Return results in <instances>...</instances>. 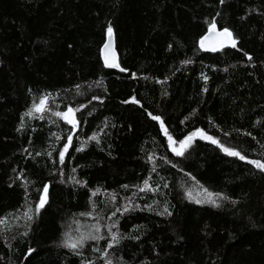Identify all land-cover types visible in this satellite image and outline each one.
I'll use <instances>...</instances> for the list:
<instances>
[{
	"label": "trees",
	"instance_id": "obj_1",
	"mask_svg": "<svg viewBox=\"0 0 264 264\" xmlns=\"http://www.w3.org/2000/svg\"><path fill=\"white\" fill-rule=\"evenodd\" d=\"M209 24L235 46L202 50ZM69 108L75 131L53 114ZM196 129L245 160L199 136L169 150ZM247 160L264 163V0H0V264H264V172ZM75 220L101 236L78 255L60 246Z\"/></svg>",
	"mask_w": 264,
	"mask_h": 264
},
{
	"label": "snow or ice",
	"instance_id": "obj_2",
	"mask_svg": "<svg viewBox=\"0 0 264 264\" xmlns=\"http://www.w3.org/2000/svg\"><path fill=\"white\" fill-rule=\"evenodd\" d=\"M221 3H223V0H220ZM107 34L108 36H111L112 34V28L108 27L107 28ZM210 38H213V42L206 45L205 41H208ZM226 44H230L232 46H235V42L232 39V33L228 29H223L220 32H216V26L215 24H209L208 26V34L205 36H202L200 41H199V46L202 50H208L211 52L217 51L219 48H223ZM107 43L105 44V47H107ZM248 59H251V57H248ZM104 67L105 68H117L118 65L116 64L114 59H110L109 57H104ZM120 71H126L125 69L121 68ZM159 82V81H158ZM48 100L47 96L42 95L38 101V103L33 104L31 109L27 112L24 113L25 116H32V112H42L45 111V105ZM127 103V101H125ZM132 103H136L135 100H132ZM82 107V106H81ZM73 109L69 108L67 112H55L53 113L55 116L61 117L64 119L65 123L71 124L72 128L71 131H75L76 127V122L74 119L71 118V114L73 113ZM152 120L154 121H159L158 116H152ZM162 129L163 126L161 125ZM199 136L201 139L207 140L210 143L216 145L218 148H220V151L223 152L227 156L231 157H236L240 160H245V157L243 155H240L239 152L234 151L230 148L223 147L221 146L217 140L212 138L211 136H206L203 132H201L200 129H196L194 132L190 133L188 136H186L183 140L179 141L181 147L179 149L173 147L174 141L172 140L171 136H168V147L169 150L173 152L174 155L176 156H181L183 153V150L191 143L193 138ZM59 139V137H56ZM68 140H72V136H68ZM89 140H95V136L89 137ZM69 144L65 143L63 148L59 150V159L61 163L64 162V157H65V152L68 150ZM77 152L82 151V147H79L76 149ZM167 162V161H166ZM248 164L254 166L256 169H258L260 172H264V163H261L259 160H247L246 161ZM173 167H175V164H173ZM74 171V170H73ZM19 179V177H17ZM23 183V182H22ZM81 187L84 186L83 182H78ZM122 187L127 188V185H123ZM167 187V185H165ZM155 191V189H149L148 187V182L147 180L144 181V187L139 189V191ZM201 191H204L201 189ZM47 192H48V185L44 184L43 185V191L39 195V201L35 204V212H39L42 207H44V204L46 203V198H47ZM111 195V194H110ZM186 196L189 195V193H185ZM206 201L205 200H196V203H204L208 202L213 205V207L217 206L216 202L213 200V194L212 193H206ZM219 196V194H216ZM90 200V206H91V196L89 197ZM234 203V202H233ZM130 207V205H129ZM150 207V206H149ZM124 211H127V208H124ZM164 212H167V208L164 209ZM158 215L161 213H157ZM170 215V213H168ZM81 216H87L89 219H95V217L92 216L91 212H82L80 213ZM25 216L27 217L28 220L32 219V214L30 211L25 212ZM74 223L76 224L75 232L77 233L76 236H72L69 234V232H64V239L61 241L60 246L67 248L68 250L72 251L74 255L79 254V250L84 248L85 241H99L101 239L100 234V225L98 223L96 224H90L87 226H82L80 224L79 220H75ZM4 224V218L0 217V225ZM84 227L85 231H81V228ZM110 227L114 228L115 224L113 223ZM111 241H114L115 243H119V239L117 238V235L115 233H109ZM113 245L110 242L108 244V247L104 248L103 251L107 252L108 248H111ZM29 252L33 251L32 249L28 250ZM93 252L96 251L95 248L92 249ZM101 259L104 260V264H112V261L108 258H104L101 256ZM81 264H85L84 261H81ZM88 264H91V261L88 262Z\"/></svg>",
	"mask_w": 264,
	"mask_h": 264
},
{
	"label": "water",
	"instance_id": "obj_3",
	"mask_svg": "<svg viewBox=\"0 0 264 264\" xmlns=\"http://www.w3.org/2000/svg\"><path fill=\"white\" fill-rule=\"evenodd\" d=\"M216 32H220V30L216 29ZM206 34H208V32H206L203 36H205ZM212 42H213V38H210L208 41H205V44L208 45ZM106 43L108 45L107 47H105ZM228 45H230V44H226L225 46H228ZM219 49H222V48H219ZM206 51H208V50H206ZM100 53H101V61H102L103 66H104V57H109L110 59H114L116 64L118 65V55L115 52V40L113 39V33L111 34V36H108V34L106 35L105 42H104L103 46L101 47ZM107 69L118 70L119 65L117 68H107Z\"/></svg>",
	"mask_w": 264,
	"mask_h": 264
},
{
	"label": "rangeland",
	"instance_id": "obj_4",
	"mask_svg": "<svg viewBox=\"0 0 264 264\" xmlns=\"http://www.w3.org/2000/svg\"><path fill=\"white\" fill-rule=\"evenodd\" d=\"M32 114H41V112L37 113V112H32ZM206 192L205 191H201V189L198 188H194L193 192H190L189 197L190 199H192L193 202H196V200H205L206 201ZM214 199V198H213Z\"/></svg>",
	"mask_w": 264,
	"mask_h": 264
}]
</instances>
